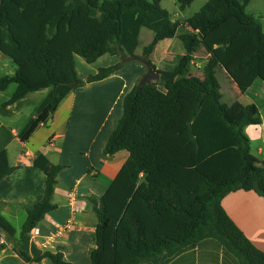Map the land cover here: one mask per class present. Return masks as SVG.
<instances>
[{"label":"trees","instance_id":"16d2710c","mask_svg":"<svg viewBox=\"0 0 264 264\" xmlns=\"http://www.w3.org/2000/svg\"><path fill=\"white\" fill-rule=\"evenodd\" d=\"M161 0H0V53L16 69L0 78V91L16 90L7 106L26 95L48 90L19 132L25 141L55 112L71 91L107 79L122 64L100 67L85 78L76 74L74 57L88 64L103 55L133 56L140 29L154 33L143 48L176 39L184 54L172 71L156 70L158 81L135 86L123 97L122 115L104 144L102 156L125 150L129 157L99 198H89L97 219L91 264L157 263L205 240L216 241L237 264H264L258 250L221 206L229 193L252 191L264 198V160L250 153L243 130L260 125L253 104H227L217 78L224 71L244 93L256 79L264 82V27L246 11L249 0H208L184 23L172 21ZM193 0H176L178 10ZM197 55H206L198 75L190 72ZM32 166L45 176L42 199L26 208L17 232L0 214V230L20 244L56 207L52 197L65 166L36 153ZM10 167L0 150V181ZM143 178L140 181V178ZM4 248L0 244V251ZM26 263L69 264L62 251Z\"/></svg>","mask_w":264,"mask_h":264},{"label":"crops","instance_id":"0c3cea01","mask_svg":"<svg viewBox=\"0 0 264 264\" xmlns=\"http://www.w3.org/2000/svg\"><path fill=\"white\" fill-rule=\"evenodd\" d=\"M207 1L193 0L183 11L178 10L176 0H161L160 6L168 12L172 21L182 24L198 12ZM246 11L258 17L264 27V0H249ZM143 29L145 28L140 29L137 47ZM149 35L148 40L151 42L154 33L151 31ZM164 42H167L165 47L162 46ZM173 43L174 39L159 42L147 57L156 70L164 71L161 66L172 57H176L177 65L183 56V46L179 50L176 47L177 53H175ZM142 50L136 56L140 57ZM152 57L153 60L150 59ZM206 58V55L195 56L190 65V72L195 75L201 73ZM74 63L76 74L82 79L96 73L100 67L119 63V57L106 54L96 62L88 64L84 58L75 56ZM145 72L146 68L140 63L122 64L107 79L68 93L51 117L27 140L22 142L18 138L22 129L10 130L3 145L0 146V150L6 152L9 166L17 167L0 181V214L7 220L20 213L25 214L26 219V208L42 199L45 176L41 170L32 166L36 153L42 154L50 163L65 168L59 173L54 188L52 204L56 208L46 214L44 219L33 228V235L26 234L24 241L18 244L16 243L18 234L15 238H11L0 230V244L4 246L0 251V264H35L24 262L14 252L13 249L16 247L32 260L39 258L45 252L55 254L57 251H62L63 261L66 263L91 264L89 253L95 248L93 235L97 219L91 209L89 198L99 199L105 193L129 157L125 150L118 151L112 156H102L101 151L114 130L116 121L122 115L123 97L138 83ZM221 73L225 77V83L228 84L229 97L237 98L234 102H239L238 95L248 96L247 100L250 103H239L253 104L258 108L261 124L247 126L243 132L250 146L252 142L258 141L263 145L264 122L261 109L255 99L259 95L264 101V82L256 79L244 93L238 94L234 82L224 71ZM44 91L48 92V90H40L30 93L19 103L28 101L29 97H37V102L41 103L46 95ZM43 94L45 95L41 97ZM17 103L6 107L3 114L12 116L14 114L12 109L17 108ZM256 158L259 161L264 160L263 146L257 149ZM142 179L141 177L140 181ZM221 206L252 245L264 251V198L252 191L238 190L224 196ZM67 221L71 222L70 229L61 236L51 237L54 231L53 222L63 225ZM38 264L50 263L42 260ZM142 264H237V262L216 241L205 240L176 256L161 257L157 263Z\"/></svg>","mask_w":264,"mask_h":264},{"label":"rangeland","instance_id":"374dc122","mask_svg":"<svg viewBox=\"0 0 264 264\" xmlns=\"http://www.w3.org/2000/svg\"><path fill=\"white\" fill-rule=\"evenodd\" d=\"M151 31L147 30V29H143L139 38V46L137 47V51L135 52L136 55H139V53L141 52L142 48L144 46H147L150 41L148 40V37H150ZM173 47L175 48L174 51L175 53H177L176 51V47L179 50V48H182L181 43L174 39V43H173ZM167 42L162 43V46H166ZM138 53V54H137ZM133 55L135 57H139ZM199 56V55H197ZM120 57V56H119ZM154 57L150 58L151 60H153ZM176 57H172L170 60H168L167 62L163 63V65L161 66L162 69L164 71H171L174 69V65H176ZM119 62L120 58H119ZM128 63H139L137 61H132V62H128ZM126 64V63H125ZM141 64V63H140ZM16 69V65L6 56H4L2 53H0V78L5 76V75H11L14 73ZM88 76V75H87ZM217 78L220 84V91L222 93V101L224 103L227 104H231L232 102H234L235 100H237V98H233L231 99L229 97L228 94V89L227 86L228 84L225 83V77L224 75L221 73V71H218L217 73ZM16 90V85L12 84L10 85L6 90L4 91H0V125H1V133H0V146L3 145L4 143V139L7 138L10 130H17L20 131L21 129H23V127L25 126V124L27 123V121L34 115L35 113V109L37 108V104H39L40 102H37L36 98L37 97H33L28 99V101H25L23 103H17V108L16 109H12V111L14 112V114L12 116H6L4 115V108H3V104L5 101L9 100L11 98V96L13 95V93ZM46 93V91H44ZM45 94H43L41 97H43ZM35 96V95H33ZM247 97H244L243 95H238V101L243 103V104H247L250 103ZM255 102L257 103V105L260 107L261 109V115H262V119L264 122V101H262V98H260V96L258 95V98L255 99ZM8 107V106H7ZM12 108V107H11ZM262 140V139H260ZM263 145L261 144L260 141L258 142H252L251 147H250V153L256 157L257 154V149L260 146L264 147V142H262ZM24 219H25V214H18L16 217L14 218H9V222L10 224L13 226V228L16 231H19L21 226L24 223Z\"/></svg>","mask_w":264,"mask_h":264},{"label":"water","instance_id":"95a60500","mask_svg":"<svg viewBox=\"0 0 264 264\" xmlns=\"http://www.w3.org/2000/svg\"><path fill=\"white\" fill-rule=\"evenodd\" d=\"M119 58H120L121 64H125V63L132 62V61H137V62L141 63L146 68V72L144 73V75L140 78V80L137 83L138 89L141 88L143 85L149 83V82H154V81L159 80L160 75L156 72L152 63L148 60V58L146 56L124 57L121 55Z\"/></svg>","mask_w":264,"mask_h":264},{"label":"built area","instance_id":"2783aa9c","mask_svg":"<svg viewBox=\"0 0 264 264\" xmlns=\"http://www.w3.org/2000/svg\"><path fill=\"white\" fill-rule=\"evenodd\" d=\"M70 223V221H67V223L60 225L53 222L54 231L52 232L51 237H58L65 234L66 231L71 227ZM30 234L33 235V229L30 231Z\"/></svg>","mask_w":264,"mask_h":264}]
</instances>
